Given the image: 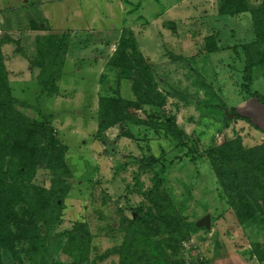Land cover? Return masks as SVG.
Wrapping results in <instances>:
<instances>
[{"label":"rangeland","instance_id":"rangeland-1","mask_svg":"<svg viewBox=\"0 0 264 264\" xmlns=\"http://www.w3.org/2000/svg\"><path fill=\"white\" fill-rule=\"evenodd\" d=\"M216 7L217 0H0V37L18 42L5 43L1 49L11 92L18 101L36 104L37 70L27 59L33 54V40L49 31L68 32L72 40L57 82L58 95L42 98L38 114L27 108L19 111L32 119L50 117L57 137L68 147L65 159L72 187L63 201L56 232L70 229L75 221L85 222L94 236L95 251L88 254V260L113 245L112 234H106L104 225L112 223L116 229L120 217L130 218L129 208L141 201L139 195L127 191L137 169L134 160L143 154L158 156L162 149L165 158L172 160L164 185L181 203L188 221L195 226L205 212L212 218L209 233L199 230L182 243L180 256L184 261L264 264L251 250L252 244L258 243L264 253V234L236 225L232 211L218 197L207 161L192 163L172 150L165 139L130 124L124 129L131 132V139L121 136L123 129L117 125L97 134L98 97L106 85L113 86L105 64L121 31L130 30L151 66L158 89L168 92L164 110L172 112L177 127L193 143L198 140L199 152L238 136L246 147L264 141V112L253 98L240 92L241 62L231 50L252 38L249 14L218 16ZM30 22L40 30H33ZM212 34L217 36L219 51L206 54L203 40ZM18 48L26 58L16 51ZM102 75L104 79H100ZM252 89L263 91V81L256 72ZM120 93L133 99L127 82H122ZM220 100L224 110L230 108L250 123L233 120V115L224 121V110L212 109ZM144 110L150 113L148 108ZM222 125L225 128L217 131ZM123 164L126 169L117 172L116 167ZM150 177V172L141 175L143 189L150 187ZM49 178L47 171L39 170L31 182L47 187ZM55 258L63 261L65 256L57 252ZM3 264H14V260L4 257ZM20 264L33 263L20 253ZM94 264H117V257L110 255Z\"/></svg>","mask_w":264,"mask_h":264},{"label":"trees","instance_id":"trees-1","mask_svg":"<svg viewBox=\"0 0 264 264\" xmlns=\"http://www.w3.org/2000/svg\"><path fill=\"white\" fill-rule=\"evenodd\" d=\"M215 12L228 17L249 14L252 38L232 46L231 50L241 62L240 92L248 99L253 98L264 112V0L257 5L251 0H217ZM30 24L33 30H40L39 25ZM5 43L18 42L7 36L0 37V264L4 257L20 264V253L33 264H94L110 255L117 257V264H187L180 256L182 243L199 230L205 234L209 230L197 228L194 222L188 221L181 203L165 187L172 160L165 158L162 149L158 156L143 154L141 159L134 160L137 169L132 172L133 185L127 191L139 195L141 201L129 208L130 218L120 217L116 229L112 223L104 225L106 234H112L113 245L109 249L88 260V254L95 251L94 236L85 222L75 221L70 229L56 232L62 219L63 201L72 187L65 159L68 147L57 137L50 117L42 115L32 119L19 110L27 108L37 113L42 98L58 95L57 82L72 40L68 32L55 31L33 40V54L27 59L32 69L37 70L35 106L18 101L12 95L1 50ZM16 51L26 58L22 50ZM203 51L206 54L219 51L217 36L204 38ZM105 69L112 74L113 86L106 85L98 97L97 134L117 125L123 129L120 135L131 139V132L124 129L130 124L165 139L172 150L192 163L207 161L218 197L232 211L236 225L255 228L264 234V141L246 147L238 136L199 152L198 140L193 143L177 127L172 112L164 110L168 92L158 89L151 66L138 50L130 30L121 31ZM255 72L263 81L262 92L252 89ZM122 82L129 84L133 99L121 95ZM223 107L224 102L220 100L212 109L224 110ZM231 113L233 120L250 123L233 110ZM223 120L227 121L225 115ZM224 128L222 125L217 131ZM125 169L126 164L116 167L117 172ZM39 170L49 174L47 187L31 182ZM148 172L151 173L150 187L143 189L139 179ZM211 220L210 216L212 228ZM259 248L258 243L251 246L257 260L262 262L264 253ZM57 252L65 256L63 261L55 258Z\"/></svg>","mask_w":264,"mask_h":264},{"label":"water","instance_id":"water-1","mask_svg":"<svg viewBox=\"0 0 264 264\" xmlns=\"http://www.w3.org/2000/svg\"><path fill=\"white\" fill-rule=\"evenodd\" d=\"M223 112L226 117H232L230 108L225 109ZM195 226L197 228H204L205 230H209L210 229V215L206 214L205 216H203L201 219H199L196 222Z\"/></svg>","mask_w":264,"mask_h":264}]
</instances>
